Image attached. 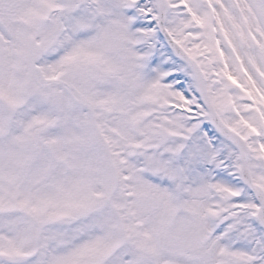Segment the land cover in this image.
Segmentation results:
<instances>
[{
    "label": "snow or ice",
    "instance_id": "1",
    "mask_svg": "<svg viewBox=\"0 0 264 264\" xmlns=\"http://www.w3.org/2000/svg\"><path fill=\"white\" fill-rule=\"evenodd\" d=\"M0 264H264V0H0Z\"/></svg>",
    "mask_w": 264,
    "mask_h": 264
}]
</instances>
